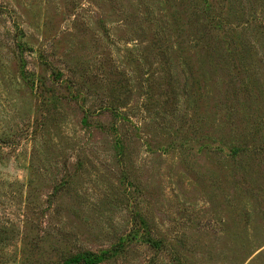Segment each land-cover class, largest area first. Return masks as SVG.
Returning a JSON list of instances; mask_svg holds the SVG:
<instances>
[{"label":"rangeland","instance_id":"374dc122","mask_svg":"<svg viewBox=\"0 0 264 264\" xmlns=\"http://www.w3.org/2000/svg\"><path fill=\"white\" fill-rule=\"evenodd\" d=\"M115 250L264 264V0H0V264Z\"/></svg>","mask_w":264,"mask_h":264},{"label":"trees","instance_id":"16d2710c","mask_svg":"<svg viewBox=\"0 0 264 264\" xmlns=\"http://www.w3.org/2000/svg\"><path fill=\"white\" fill-rule=\"evenodd\" d=\"M151 241L149 240L148 243ZM157 244L154 242V245ZM108 253V255H107ZM115 251H107V252H101L96 253L92 251H84L80 252L75 255H70V257L66 258L63 264H101L107 259L112 258L116 254Z\"/></svg>","mask_w":264,"mask_h":264}]
</instances>
